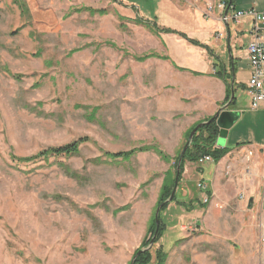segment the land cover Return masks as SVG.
Returning a JSON list of instances; mask_svg holds the SVG:
<instances>
[{
	"label": "rangeland",
	"instance_id": "rangeland-1",
	"mask_svg": "<svg viewBox=\"0 0 264 264\" xmlns=\"http://www.w3.org/2000/svg\"><path fill=\"white\" fill-rule=\"evenodd\" d=\"M23 1L29 18L14 0H0V264H128L147 246L141 244L171 162L151 151L107 162L103 152L156 143L175 157L184 141V130L173 150L154 140L183 126L180 116L179 127L156 118L155 91H168L176 69L169 60L133 57L156 52L202 68L207 49L157 39L134 22L130 0ZM206 34L196 35L200 43H208ZM212 39L223 43V36ZM189 75H181L185 92ZM236 94L244 102V93ZM82 136L90 142L75 156L17 160ZM169 205L149 264L159 246L167 252L164 264H264V205L251 213L248 206L227 207V222L205 228L201 221L189 235L179 224L196 219Z\"/></svg>",
	"mask_w": 264,
	"mask_h": 264
},
{
	"label": "crops",
	"instance_id": "crops-1",
	"mask_svg": "<svg viewBox=\"0 0 264 264\" xmlns=\"http://www.w3.org/2000/svg\"><path fill=\"white\" fill-rule=\"evenodd\" d=\"M220 1L223 0L128 1L136 16L138 15L146 22L156 23L161 30L175 31V33L161 31L154 34L148 27L141 24L157 39L168 38L172 41L182 40L189 43L177 33L179 32L200 43L196 35L202 37V33L205 31L209 40L208 43L203 42L208 50L201 54L204 58L202 68L179 66L170 55H165L169 59H162L169 60L176 70L169 72L168 83H165V85L170 86L168 91L163 90L161 92L159 89L155 91L158 104L156 118L161 122L165 120L166 125L172 122V125L176 124L178 127L180 122L175 117L180 116L179 119H183V126L171 132V139L162 134L155 136L154 140L166 150H173L177 146L182 130L185 133L195 123L212 117L217 112L224 104L226 84L230 88L231 86L234 88L235 101L230 109L239 111V118L226 130L224 139L217 138L215 144L216 147L228 148V152L218 161L201 163L186 161L176 190V199L180 203L191 204V208L186 210L176 201L171 202L174 203L176 209L184 211L192 219L195 218L196 220L193 221L199 224L200 229L202 227L201 221H203L205 228L213 226L212 221L216 219L221 220L223 218V221L227 222L225 215H223L227 214V207H242L251 204V207L247 208L251 213L253 207H263L264 205L262 193L264 106L257 110H250L249 99L245 94V86L250 77L246 53L250 20L246 18L238 22L231 20L222 23L219 20L221 11L216 8ZM227 1L234 10L252 8L264 11V0ZM206 5H215V8L210 14H206V18H203L202 14ZM215 35L219 38L223 36V43H219V39L217 41L211 40L212 37L216 38ZM223 53L229 55L227 59ZM155 58L149 57L146 61ZM185 73L194 75V77L189 75L186 78L190 87L188 92L182 88L183 78L181 75ZM156 77L159 78V75ZM238 90L244 93V102L239 101L241 95H238L239 98L237 97ZM172 142H175V145L171 144ZM249 151L251 152L250 155H248ZM199 182L203 184V189L197 188ZM208 194L207 206L202 207L203 200ZM262 230L261 238L264 236V225Z\"/></svg>",
	"mask_w": 264,
	"mask_h": 264
},
{
	"label": "trees",
	"instance_id": "trees-1",
	"mask_svg": "<svg viewBox=\"0 0 264 264\" xmlns=\"http://www.w3.org/2000/svg\"><path fill=\"white\" fill-rule=\"evenodd\" d=\"M111 1H115V2L120 3L119 0H111ZM14 2L18 4V7L21 10V13L23 15H26L27 18H29V11H28V8H27L25 2L23 0H14ZM75 10L76 11H83L84 10L90 14L97 13L99 15H104V14L108 13L107 9H104V8L94 9L91 7H80V8H76ZM134 22L137 24L145 25L154 34H158L161 31L174 32L175 33V31H172L170 29L161 30L157 27L156 23L146 22V20L142 19L141 17H138V15L134 18ZM177 33L182 38L187 40L189 43L197 45V46H202L208 50V48L206 46L200 44L198 41L188 38L185 34H182L179 32H177ZM100 44L101 43H99L98 45H100ZM105 44L110 45V46L114 45L113 42L108 41V40L105 41ZM149 57L169 59L168 56L160 55L156 52H150V53H144L141 55H135L133 58L135 60L141 62V61L146 60ZM178 68L182 69L180 67H178ZM218 75H219V73H218ZM230 91H231L230 86L226 84V96H225V100L223 103H226L228 101V99L230 97ZM234 101H235V96H234V99L231 103V106L234 104ZM209 118H211V117L205 118L203 121H206ZM197 124L198 123H195L194 125H192L191 127H189L186 130V132L184 133V141L181 144L180 149L178 150V153L175 157H171V155L166 153L156 143L142 144V145H139L137 147H132V148H130L128 150H124V151H117V152L104 151L103 156L107 162H109V160H111V161H117V160L128 161L133 156H135V154H137L139 152L151 151V152L155 153L164 162H166V163L171 162V167L168 168L163 174L162 183H161L159 193H158V199L156 201V206H159L169 197V195L173 189L175 175H176V166H177L179 154H180V152H181V150H182V148H183V146L187 140V137H188L190 131ZM218 133H219V127L216 125L215 120H212L210 123L204 124L203 126H200L196 130V132L193 135L192 141L190 142L189 146L187 147V149L185 150V152L182 156V160H181L180 167H179V174H178V178H177V186H178V183L180 181V177L182 175L184 164L186 161L198 162V160L201 157L207 156V155L211 156L213 161H218L222 156H224L228 152V148H226V147L220 148V147L215 146L216 140L218 137ZM87 142H90L89 137L82 136V137H79V138L72 140L68 143H65L63 145L51 146V147L45 148L43 150L36 152L34 155H31L29 157H19L17 160L29 162V161H33V160H37V159L47 160L50 157L75 156L79 153L81 145H83ZM65 169H67L65 172L67 175H69L71 177H76V174L73 171H70L69 167H65ZM207 197L209 198V194ZM174 201H176L177 204L183 206L186 210H190V208H191V204L180 203L179 201H177L176 192H175L172 200L164 203L160 208L159 215H158L159 225H158L157 233H156V236L153 240V243H157L160 240V238L163 236V234L165 233L166 223L163 221L164 218L162 216V213L167 209L168 205ZM206 206H207L206 202L202 203V207H206ZM122 208H124V207H122ZM155 228H156V226H155V219H154V214H153L151 216V219L149 220V224H148V236L146 237V239L143 240L141 247L148 244L149 239L152 237V235L155 231ZM136 251H135V253H136ZM154 256L156 259L155 264H164L166 259H167V252H165L162 249V247L159 246L156 248V250L154 252ZM151 260H152V252L149 249V250H146V251L140 253L139 255H137L132 264H149L151 262ZM128 264H130V262Z\"/></svg>",
	"mask_w": 264,
	"mask_h": 264
},
{
	"label": "built area",
	"instance_id": "built-area-1",
	"mask_svg": "<svg viewBox=\"0 0 264 264\" xmlns=\"http://www.w3.org/2000/svg\"><path fill=\"white\" fill-rule=\"evenodd\" d=\"M205 14L215 8V5H207ZM216 8L219 9V20L227 23L231 20L241 21L246 18L250 20L247 31L248 41L246 43L247 60L250 67V77L245 86V94L249 99V109L257 110L264 106V11H256L255 9L234 10L233 6L227 0L220 1ZM251 152H248L250 155ZM198 162H213L211 156H203ZM263 185L262 193L264 195V173L262 175ZM197 188L203 189L201 182L197 183ZM208 197L205 196L203 202H207ZM179 230L184 235L196 233L200 230V226L196 221L190 220L179 225ZM264 242V236L261 238Z\"/></svg>",
	"mask_w": 264,
	"mask_h": 264
},
{
	"label": "water",
	"instance_id": "water-1",
	"mask_svg": "<svg viewBox=\"0 0 264 264\" xmlns=\"http://www.w3.org/2000/svg\"><path fill=\"white\" fill-rule=\"evenodd\" d=\"M231 91H230V97L228 99V101L226 103H224L218 110L217 112L211 117L209 118L208 120L206 121H201L199 122L197 125H195V127L190 131L188 137H187V140L179 154V157H178V162H177V166H176V175H175V180H174V186H173V189L169 195V197L162 203L160 204L159 206H157L156 210H155V213H154V219H155V231L152 235V237L149 239V242L147 244L146 247H143V248H140L136 251V253L134 254V256L132 257L131 261H130V264L133 263L134 259L136 258L137 255H139L140 253L146 251V250H149L153 244V240L156 236V233H157V229H158V225H159V220H158V215H159V211H160V208L161 206L166 203V202H169L172 200L175 192H176V188H177V178H178V174H179V167H180V163H181V160H182V156L185 152V150L187 149V147L189 146L190 142L192 141V138H193V135L194 133L196 132V130L200 127V126H203L204 124H208L210 123L212 120H215L216 122V125L219 127V133H218V137L219 139H224L225 137V134H226V130L239 118V111L237 110H233V109H230L231 107V103L234 99V88L231 86ZM248 207H251V204H249Z\"/></svg>",
	"mask_w": 264,
	"mask_h": 264
}]
</instances>
